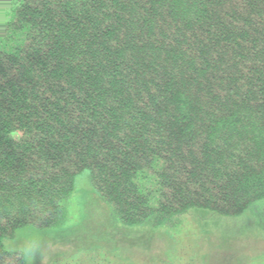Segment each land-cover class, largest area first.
<instances>
[{"label":"trees","instance_id":"1","mask_svg":"<svg viewBox=\"0 0 264 264\" xmlns=\"http://www.w3.org/2000/svg\"><path fill=\"white\" fill-rule=\"evenodd\" d=\"M90 199L95 232L264 233V0H0V264Z\"/></svg>","mask_w":264,"mask_h":264},{"label":"rangeland","instance_id":"2","mask_svg":"<svg viewBox=\"0 0 264 264\" xmlns=\"http://www.w3.org/2000/svg\"><path fill=\"white\" fill-rule=\"evenodd\" d=\"M91 199L90 204L76 201L72 206L76 214L65 225H81L75 232L52 240L46 232L28 227L15 240H6V247L25 251L27 264H264L263 231L239 232L238 220L222 221L211 213L190 210L182 215L176 232L150 228L128 236L124 227L105 226L95 232V225H89L92 218L98 222L101 209ZM82 211L86 218L79 216ZM205 227L206 232L201 230Z\"/></svg>","mask_w":264,"mask_h":264}]
</instances>
